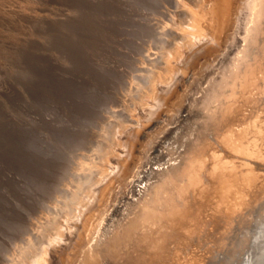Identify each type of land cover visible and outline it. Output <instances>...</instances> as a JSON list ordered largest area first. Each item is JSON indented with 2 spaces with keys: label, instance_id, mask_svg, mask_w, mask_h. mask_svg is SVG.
Returning a JSON list of instances; mask_svg holds the SVG:
<instances>
[{
  "label": "bare ground",
  "instance_id": "bare-ground-1",
  "mask_svg": "<svg viewBox=\"0 0 264 264\" xmlns=\"http://www.w3.org/2000/svg\"><path fill=\"white\" fill-rule=\"evenodd\" d=\"M93 54L11 139L0 264H264V0H135Z\"/></svg>",
  "mask_w": 264,
  "mask_h": 264
},
{
  "label": "rangeland",
  "instance_id": "rangeland-1",
  "mask_svg": "<svg viewBox=\"0 0 264 264\" xmlns=\"http://www.w3.org/2000/svg\"><path fill=\"white\" fill-rule=\"evenodd\" d=\"M93 53H135V0H0V187L26 114L65 103L75 78L102 87Z\"/></svg>",
  "mask_w": 264,
  "mask_h": 264
}]
</instances>
